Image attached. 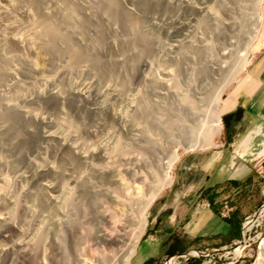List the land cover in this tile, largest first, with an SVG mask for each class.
<instances>
[{"label": "bare ground", "instance_id": "obj_1", "mask_svg": "<svg viewBox=\"0 0 264 264\" xmlns=\"http://www.w3.org/2000/svg\"><path fill=\"white\" fill-rule=\"evenodd\" d=\"M20 1L23 0H0V16L12 20L7 5L12 2L17 4ZM25 1H29V5L38 13L34 26L28 28V35L23 32L27 35V39L30 41L36 37L48 45L53 40L64 39L65 48L60 53H57L56 50L61 63L53 65L55 66L54 75L42 79L43 85L46 87L45 90L31 89L24 95H19L20 93L18 94L14 90L15 92L11 95L12 86L20 89L23 83L28 84L25 79L29 78L30 69L23 66L21 58L8 50V46L21 47L24 44L23 40H26L23 38L26 36L22 38L21 34H13L6 38L0 37V142L4 141L8 150L14 152L15 148L22 147L20 146L23 145L22 143L27 145L29 141L24 139L26 134L28 136L32 134V138L37 136L34 135L36 134L35 130L29 129V127L38 125L41 129L38 132L36 129L38 140L49 146L50 154L55 155L53 158L59 159L61 164H54L57 159L55 162L53 161L54 163L46 161L41 151H37L36 159L25 158L29 174H21L18 179H30L34 183V189H24L13 208L6 212H3V209L0 212V264H130L139 240L144 234L150 205L172 182L171 171L179 159L178 148L191 151L204 145L211 146L214 137L219 134L221 129L220 114L227 109L225 104L221 105L222 93L227 81H224L223 77L231 71L230 67L234 59H240L236 70H234L236 74L248 64L249 49L257 39L261 5L264 0H250L251 3L247 4H244L242 0H217V3L225 11L226 19L224 20L218 19L214 6H207L208 4L200 6L185 0H178L181 3L184 2L192 12L218 21L219 28L223 31L221 34L223 43H220L222 46L218 47L216 56L214 53L212 54L214 55L212 56L213 64L209 65L206 70H200L198 77L192 78L183 92L177 86L176 78L175 81L172 78L174 70L162 69L164 78L160 81H157L156 75H154L155 78L152 73L150 76L153 77H149V71L146 78L148 82L144 81L148 83L149 87L159 84L167 95L178 97L181 111L178 112L179 109L176 111L179 114L182 113L183 117H180L178 121L181 123L173 122L171 124L165 121L166 118H163L164 120L156 118L145 102L142 105L133 101L129 102L126 104L124 112H119L115 105L119 99V88L115 84L109 83L111 78L109 81L107 78L105 79L109 75L106 62L98 60L94 55L91 56L86 50V47L90 48V46L98 49L107 40L104 36L105 33L101 30L96 33V38H88L87 34L85 36L91 25L87 16L90 14L102 16V12L109 15V19L121 28L123 37H120L118 42L126 46L127 49L130 46L133 47L136 51L135 62L137 65H142V62L153 52L154 45L152 44L154 43L151 42L141 23L124 11L116 0H99L98 3L97 0H93L95 5L90 8V14L87 12L88 10H84L88 15L83 12V9L87 8V0L84 3L86 6L82 4L85 6L84 8L75 4L80 0H74L75 2L72 0H50V2L52 1L51 5H54L55 8L53 10L51 7L52 11L49 10V6L44 4V0ZM158 3V0H131L132 8L130 10L133 13L140 11L144 15L152 11ZM228 3L231 5L228 6ZM157 7L159 6L157 5ZM55 13L66 27L75 28V41L62 33L56 23L58 20L54 22L52 16ZM136 14L138 15V13ZM245 17L247 25L244 31V26L241 27L240 22ZM177 24L181 28L187 26V23L184 22ZM241 39L243 42L240 45ZM185 42L192 49L190 52L194 51L200 54L205 50L201 45H194V41L191 39ZM116 43L113 41L108 44L110 47H114ZM182 44L183 40H180L178 45H172L169 50L176 49L183 52ZM105 46L103 45V47ZM206 46L209 47V44ZM82 63H86L85 66L90 64L96 70L92 69L95 72L93 74L94 85L91 87L75 85L68 91L56 87L55 82L70 74L74 69L84 66L81 65ZM134 65L136 66L135 63ZM8 79L11 84L6 83ZM156 87L158 86L156 85ZM8 93L9 95H6ZM70 97H77L86 102L91 106L90 111L97 116L98 114L110 116L116 123L119 132H115L103 121V123L101 122V133L104 132V135L102 134L103 138L101 137V148L97 149L85 144L80 140L78 129L76 130L71 125L68 116L65 115L64 105ZM39 101L52 105L59 112L56 109L55 111L64 117L61 116V120H55L47 113H42L41 110H34L35 107L32 108V105ZM141 102L143 101L140 98ZM174 125L176 126L174 127ZM258 133L264 137V131H261L260 128L248 133V140L242 147L245 152L249 150L254 135ZM175 136L180 139L177 141V147L168 148L164 145V141H174ZM40 141L37 142L41 143ZM32 142L30 141V143ZM33 144L35 145V143ZM1 145L0 150L6 148H3L5 144ZM259 151L264 152V139H262ZM124 154L129 156L119 162L118 160L122 159L120 157ZM3 160L4 158L0 157V167L3 163H7ZM234 160L235 156L233 155L231 165L234 164ZM120 165L122 166L121 170H118L116 166L120 167ZM121 175L127 182H121ZM97 182H101V189L96 185ZM136 182L142 184L137 193L133 189L130 190L132 183ZM98 196H101V202L108 204L112 210H116V205H118V209L125 215L126 225L117 228L114 235H108L104 229L107 224L109 225V221H107L105 213L102 211L99 213L95 206ZM38 203L41 205L38 206ZM81 218L96 221V224L101 223V228L98 227V232L93 238L95 244L101 245V247L109 246L113 253L112 257L101 256L102 258L90 262L84 258L82 248L84 240L80 232L82 229ZM252 223L253 219H247L244 226L249 229ZM234 252L238 253L239 249L236 248ZM171 262L172 260H169L166 264H171ZM253 264H264V238L260 240L258 258Z\"/></svg>", "mask_w": 264, "mask_h": 264}, {"label": "rangeland", "instance_id": "obj_2", "mask_svg": "<svg viewBox=\"0 0 264 264\" xmlns=\"http://www.w3.org/2000/svg\"><path fill=\"white\" fill-rule=\"evenodd\" d=\"M72 1L75 2L74 0ZM80 1H77L75 4H77L79 7L81 5V8H84L88 4L87 8L85 7V9H83V12L87 10L88 13L89 11L91 12L90 8H92V6L94 7L95 5L94 1L92 0L90 4H89L90 0L89 1L87 0V3L85 2V0L82 1V3H80ZM116 1L124 11L129 13L131 17L133 16L138 20V22L141 23L142 28L144 29L146 34L150 37L151 42L154 43L152 44L154 45V50L152 49L153 52L149 57L146 58L147 61L144 60L147 63L143 61L142 65H137V62H135L136 51L133 49L132 46L128 47L127 49L126 46L119 44L120 42L118 41L120 40V37L121 38L123 37L121 28L116 23L114 24L109 19V15L101 12L102 16L99 15L93 16L90 13H89L90 15H88L85 12L88 15L87 17L91 24L89 29L85 33V36L88 35L87 37L92 39L96 38V33H98V31L101 30V32L105 33L104 36L106 37L105 39H107L106 42L103 44L106 45L105 47L101 45L102 48L100 46V48L97 49L96 47L90 46V48H92L93 50L90 49L89 47H86V50L88 53L91 54V56L94 55L98 60L106 62L105 64L107 68V73H109V75L106 76L105 79L107 78V81L112 79L111 81H109V83L115 84L119 88L118 89L119 99H117L116 101L115 104L116 108L119 110V112H124L126 104L129 102L132 101L134 103L137 102L138 105L139 104L142 105L145 102V105H147V107L151 109L153 115L156 116V118H160L161 120H164L166 118L165 121L170 124L173 122L181 123L178 121L180 120V117L181 118L183 117V114L178 113L179 111H181L180 110L181 106L178 97L174 95L173 96L167 95L166 92L162 90L161 85L159 84H156L158 87H156V85L155 87L154 86L149 87L148 83H146L148 82L147 81L148 79H146L147 75L150 71L148 76L153 77L154 75H156L157 78L155 76L154 77L158 79L157 81H160L162 78H164L161 72L162 69H167V68L172 69L175 72V73L173 72L172 78H174V81L176 78L177 86H179L180 89H182L181 90L182 92L185 91L187 83L189 81L191 82L192 78L198 77L200 70L201 71L203 69L206 70L208 69L209 65L213 64L212 56L214 55L216 56L218 47L222 46L221 44L223 43V38L221 34L223 31L221 30V28H219L220 27V25H218L219 22L215 21L214 19L211 20V18L205 17L202 14L199 15L197 13L192 12L190 9H188V7L186 6V4H184V2L181 3L178 0H158L159 3L156 4V6L152 9V11L144 15L140 11L135 10L137 12L133 13L130 10V8H132L130 4L131 0H116ZM185 1L195 3L196 5H200V6H204L206 4H208L207 6L209 5L212 7L214 6L213 8L217 10L218 19L219 18L220 20L226 19L224 14L225 11L220 6V4L217 3V0L216 2L215 0H185ZM49 2L50 0H44V4L47 5V7L49 6L48 7L49 10L52 11L51 7L53 8V10H55L54 5L53 6L51 5L52 1L50 2V4ZM98 2L99 0H97V3ZM242 2L244 4L251 3L250 0H245V1L242 0ZM84 3H86V5ZM29 4H30L29 1H25V0L20 1L19 3L17 2V4L12 2L10 3V5L9 4L7 5V9H9L8 13L12 17V20L10 18H8L9 19L8 20L6 19V17L0 16L1 38H6L13 34H18V35L21 34L22 38L23 36H26L25 38H23L26 40H23L24 44L22 43L23 45H21V47H16L15 45L8 46V50H10L11 52L18 55L21 58L23 66L30 69L29 78L25 79V82H27L28 84L26 85V83H23L20 89L17 87L19 90L15 88V86H12L14 87V88L11 87V89L13 90L11 89H10L11 91L9 90L11 95L15 91L18 92V94L20 93L19 95H24L25 93L26 94L29 93L31 89L45 90L46 87L43 85V80L46 78H50L54 75L55 66L53 65L57 63L58 64L61 63L59 60L60 58L57 57V53L63 52L65 48L64 47L65 42L63 43L64 39L59 40L57 38L58 39L57 41L53 40V42H51L49 45L46 44L45 41H42V39L40 40L39 38L36 37H33L32 40L30 41L27 39L28 38L27 32H29L28 30L34 26L38 17L37 10H35ZM82 4H84L85 6H83ZM157 5L159 7H157ZM230 5L231 4L228 3V6ZM262 10H264V3H262ZM136 13H138V15ZM57 16H58L57 13H55V15L53 14L52 19L54 20V22L55 20H58L56 21V23L59 25L62 33H64L66 36H69L70 39L72 40L76 39L75 37L76 33H74L75 28L66 27L64 23L60 21L59 19L60 17L58 16L59 17L58 18ZM199 21L200 22L202 21L203 23L202 22L200 23ZM178 22L187 23V26L181 28L179 24H177ZM240 25L241 27L244 26L243 30L245 31L246 30L245 27L247 25L246 17L240 22ZM23 32L26 33L27 35L24 34ZM190 39L194 41V45L196 44L204 47L205 50L201 51L202 53L199 52L201 55L198 54L197 52L195 53L194 51L190 52V50L192 51V49L188 46L187 42H185ZM180 40H183L181 50H183L184 53L179 52V50L176 49H173V51L169 50V48L172 45H178ZM109 41L110 42L116 41L117 43L114 47L111 46L112 47L111 48L110 45L108 44L110 43ZM239 42L241 45L243 40L241 39ZM207 44H209V47L207 46L205 47V45ZM262 47H264V23H262L257 39L250 46L249 57H248L249 61L246 67L242 71L236 74L234 70H236L238 63L240 61V59L236 58L233 60V63L230 67L231 71L227 72V74L224 76L225 78L223 77V79H225L224 81L226 80L227 81H226L225 90L222 93L221 105L227 100V98L231 97L234 90H236L239 87L241 79L244 76V74L247 72L252 61L254 60L256 52ZM186 49L187 50L189 49V51H187ZM213 53L214 55H212ZM134 63L136 64V66L134 65ZM81 65L84 66H80L78 69H74L73 71L70 72V74L66 75L64 78H61L57 82H55L56 87L60 88L63 91L64 90L68 91L75 85H80L82 87L84 86L91 87L92 85H94L95 83H93L94 82L93 79L95 77L93 74L95 73L94 72L95 69L90 64H87V66H85L86 63H82ZM90 71L91 73H89ZM144 72H146L147 74ZM151 73L153 76L152 75L150 76ZM143 74L145 75V77ZM8 82L9 84H11V81L9 79L8 81H6V83ZM6 95H9V93ZM137 96L140 97L143 102L140 103V98L138 99ZM33 107H35L34 110L35 109L37 111L41 110L42 113L44 114L47 113L49 117H52V119L54 118L55 120H61V118L64 117L61 115V113L58 114L59 111L56 108H54L50 104H46L45 102L44 103L40 101L38 103L36 102L34 105H32V108ZM64 107H65L64 108L65 115L68 116L71 125L76 130L78 129L77 131L79 133L80 140L84 141L85 144H89L97 149L101 148V140L104 135V132L101 133V122L103 123V121L104 124L111 126V128L115 132H119L116 123H114V121L111 119L110 116L101 115V114H98L97 116V114H93L89 109L91 106L77 97H70V99L67 100L66 105H64ZM55 109L58 112L55 111ZM220 117H221V129L219 134L214 137L213 145L211 146L204 145L203 147H199L191 151H184L183 149L178 148L179 159L177 160L171 171L172 182L168 187L163 189L160 195L150 205L147 215V224H148L149 216L152 213L153 205H155L157 201H160L163 197H165V195H170L169 202H171L172 198H175L179 194H182L183 191L180 189V186L178 184L180 182L179 168L183 166L185 162L192 163L191 164L192 170H186L185 173H187V176L185 178L191 177L190 174L193 172V169L195 167H197L198 169L196 170L197 172L200 171L199 169L201 168V165L203 167L208 166V169L211 170V173L213 172L218 173L217 177L221 183L219 188L223 187V190H219V193L221 194L220 196L221 213L226 214V212L229 211L230 209H234L236 211L237 218L239 219L240 222V237L236 239L233 243L228 245L226 248H220V247L218 248L215 246L205 247L207 246L206 244L204 243L200 244V248L195 249L193 251H202L204 253L203 255H199L198 257H195V259H197L200 262L199 264H253L257 261L258 246L261 238H264V233H261L260 227H253L249 232L242 235L241 227L242 224L245 223V218L248 216H252L256 211L257 206L261 203L257 197L259 191L258 182H260V188H261V186H264V178H262V180H259L257 172L251 171L250 173L251 175L254 176L255 183L252 182L251 180L252 185H250L249 187L246 185V183H248L247 176L249 175L247 163L264 155V152L259 151V148L262 145V139H264V137H262V135H259L254 140L251 148H249V150H247L246 152L243 150L242 147L243 144L248 140V134H246L238 143H235L232 146H225L221 140L222 132H223L222 113L220 114ZM37 126L38 125H34L33 127L32 125L31 127H29V129L35 130L34 132L36 134L34 135L38 136L37 132L41 129L39 126H38L39 128ZM175 126L176 125H174V127ZM31 135L32 134H30V136ZM30 136L26 134L24 139L28 140L29 142H27V145H24L25 143H22L23 145H20L22 147L15 148L14 152L11 151L10 149L8 150V147H6L7 145L4 141L0 142V145L2 144L1 146L5 144L3 148L6 147L5 149L0 150V152L3 151L0 154L1 155L0 157L2 159L4 158L3 162L4 161L7 162L5 164L3 163V165L0 167V206H1L0 212H2L3 209H4L3 212L4 211L6 212L7 210L13 208L18 201V197L20 198L22 191L27 188L31 190L34 187V183L31 182L30 179L27 180L18 179L19 175L21 174L23 175L29 174V168L26 165L25 158L30 157L31 159L34 158L36 159L38 157L37 151H41L46 161L48 160V162L51 161L55 162L56 161L55 159H57L56 157L53 158V156L55 155L50 154L51 150L49 146L44 145V143L42 144V142L38 140L37 136H33V138L36 137L34 138L36 139L34 142V139L32 138V136L31 137ZM178 140H180L179 137L175 136L174 141L171 142L164 141V145L167 146L168 148H175L177 147ZM30 141L33 142L30 143ZM37 141L38 142L40 141L41 143H38ZM33 143H35V145ZM40 144L43 147H41ZM22 150L24 151V153ZM233 155L235 156V160H234V164L231 165V158ZM127 156L129 155L126 154L122 155L120 157L122 159H119L118 161L122 162L123 159H126ZM211 159H213V162H212V166L210 167ZM54 164L60 165L61 162L59 159H57V161ZM121 167H122L121 165L120 167L116 166L118 170H121ZM140 175L142 176V173H140ZM120 178L122 183L127 182L123 175H121ZM191 179L193 180L194 177H192ZM96 185L98 186V188L101 189V182H97ZM141 186H142L141 182L132 183L130 190L133 189L137 193V191L139 190V188H141ZM201 200L203 199L201 198L197 199V201H201ZM86 204H88V202H86ZM39 205L41 204L38 203V206ZM95 206L99 213H101V211L105 213L106 219L107 221H109V225L107 224V226L104 227L108 235L111 234L114 235L115 230L117 228L126 225V223L124 222L125 215L122 214V212L118 209V205H116V210L115 209L112 210V208L108 207V204L101 202V196H98L95 202ZM81 220H82L81 222L82 229L80 232L84 240L83 241L84 243H82L84 258L87 259L88 262H90L91 260L97 258L112 257L113 253L111 251V248L109 246L101 247V245L95 244L93 238V236L98 232L97 230L98 227L101 228V223L96 224L97 222L92 221L91 219L81 218ZM147 224L145 227L144 234L147 229ZM144 234L140 238L139 243L144 238ZM236 248L239 249L238 253L234 252ZM170 258L171 257L163 258L159 262L154 264H165V262L168 261ZM180 261L181 259L174 258L171 264H180ZM132 263L133 262L131 259L130 264Z\"/></svg>", "mask_w": 264, "mask_h": 264}, {"label": "crops", "instance_id": "obj_3", "mask_svg": "<svg viewBox=\"0 0 264 264\" xmlns=\"http://www.w3.org/2000/svg\"><path fill=\"white\" fill-rule=\"evenodd\" d=\"M262 23H264V10L261 5L258 33ZM223 104L227 106V109L222 112L225 123H223L221 140L225 146L238 143L246 134L257 128L264 131V47L256 52L239 87ZM259 135L261 134L254 135L252 144ZM228 137L231 142L226 144ZM212 162L213 159L210 161V167ZM191 164V162H185L179 168L180 182L178 184L183 191L182 194L172 198L171 202H169L170 195H165L153 205L144 238L136 247L132 264H154L166 257L187 255L188 252L200 248V244L203 243L207 245L205 247L223 248L238 239L237 229L234 227V224L239 221L236 211L230 209L223 214L220 210L219 190H223V187L219 188L221 183L217 177L218 173H211L208 166L201 165L200 171L196 172L198 169L195 167L190 174L191 177L185 178L186 170H192ZM247 165L249 175L246 185L249 187L252 182L255 183L251 171L257 172L259 180L264 178L262 176L264 175V155L249 161ZM192 177H194L193 180ZM258 183L257 197L261 205L264 203V186L260 188V182ZM198 198L207 200L210 207L197 208L195 204ZM259 227L261 233H264V222ZM196 260L195 257H191L186 264Z\"/></svg>", "mask_w": 264, "mask_h": 264}, {"label": "built area", "instance_id": "obj_4", "mask_svg": "<svg viewBox=\"0 0 264 264\" xmlns=\"http://www.w3.org/2000/svg\"><path fill=\"white\" fill-rule=\"evenodd\" d=\"M195 206L199 209H204V208H209L210 204L207 200H201V201H197ZM247 219H250V220L253 219V223L249 229H247L244 226V223L242 224V227H241V234L242 235L249 232L253 227H259L261 225V223L264 222V203L259 205L258 209L254 212V214L252 216L246 217L245 221ZM223 248H226V247H223ZM203 253L204 252H202V251H191V252H188L187 255H180L177 257H171L169 260H173L174 258L181 259L180 264H186L188 262V260L190 259V257H198L199 255H203ZM166 262H165V264H166Z\"/></svg>", "mask_w": 264, "mask_h": 264}, {"label": "trees", "instance_id": "obj_5", "mask_svg": "<svg viewBox=\"0 0 264 264\" xmlns=\"http://www.w3.org/2000/svg\"><path fill=\"white\" fill-rule=\"evenodd\" d=\"M237 113H238V111H237ZM223 123H225V122H224V118H223ZM230 142H231L230 137H228V138H227V142H226V144H229ZM234 227H235V229H237L236 237L239 238V237H240V233H239V231H240V222L237 221V222L234 224ZM199 263H200V262H199L198 260H196V261L192 262L191 264H199ZM147 264H148V263H147Z\"/></svg>", "mask_w": 264, "mask_h": 264}]
</instances>
